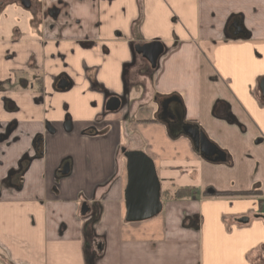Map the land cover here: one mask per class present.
Wrapping results in <instances>:
<instances>
[{
    "label": "crops",
    "instance_id": "1",
    "mask_svg": "<svg viewBox=\"0 0 264 264\" xmlns=\"http://www.w3.org/2000/svg\"><path fill=\"white\" fill-rule=\"evenodd\" d=\"M31 4L0 38V264H264V0ZM152 42L155 69L135 50ZM177 106L224 161L163 115ZM153 121L176 156L151 157L162 212L128 224L119 150H144L130 126Z\"/></svg>",
    "mask_w": 264,
    "mask_h": 264
},
{
    "label": "water",
    "instance_id": "2",
    "mask_svg": "<svg viewBox=\"0 0 264 264\" xmlns=\"http://www.w3.org/2000/svg\"><path fill=\"white\" fill-rule=\"evenodd\" d=\"M21 5L30 8L29 0H20ZM229 36L233 39L246 38V33L238 21H233L227 26ZM136 53L145 59L151 69H155L158 59L162 56L164 48L158 42H152L135 48ZM71 84L66 78H60L57 89L65 91ZM260 92L264 99V80L260 82ZM120 107L118 98H111L106 102V111L115 112ZM192 141L194 149L207 162L215 163L224 161V155L213 145L197 127L191 125L176 126ZM126 159V183L123 191L125 216L124 222L128 224L141 223L157 217L163 208L161 200V184L157 176L153 160L140 151L125 153ZM69 165H65L62 175L68 173ZM88 206L81 207V215L85 216ZM258 218L259 216H255ZM249 218L243 217L237 220L239 224H247Z\"/></svg>",
    "mask_w": 264,
    "mask_h": 264
},
{
    "label": "rangeland",
    "instance_id": "3",
    "mask_svg": "<svg viewBox=\"0 0 264 264\" xmlns=\"http://www.w3.org/2000/svg\"><path fill=\"white\" fill-rule=\"evenodd\" d=\"M6 1H9L7 4V7L5 8L4 11L0 13V15L2 14L0 21L2 19L3 14L7 15V18L3 17V21H2L3 25L1 24L0 26V28L2 29V33H0V38L7 37V35L3 33L5 30H9V28L20 26L22 17L27 12V10L22 9L18 5L16 0H6ZM130 128H131V131H135V132L137 131L136 133L142 139L143 144H144L143 149L145 153L148 155V157L151 158L153 156H157V154L162 157L176 156V153L173 152V149L167 150V147H165L166 139H167V132L163 130L160 125H157L155 121L153 122H133ZM155 166L157 168L158 164L156 163ZM148 221H144V222H148Z\"/></svg>",
    "mask_w": 264,
    "mask_h": 264
},
{
    "label": "flooded vegetation",
    "instance_id": "4",
    "mask_svg": "<svg viewBox=\"0 0 264 264\" xmlns=\"http://www.w3.org/2000/svg\"><path fill=\"white\" fill-rule=\"evenodd\" d=\"M4 1V0H3ZM18 3H19V5L22 7V8H24L22 5H21V2H20V0H16ZM30 1V8L32 7V4H31V0H29ZM3 2L2 1H0V4H2ZM30 8H28V9H30ZM24 9H26V8H24ZM0 11H1V7H0ZM1 13V12H0ZM2 15V14H1ZM0 15V16H1ZM66 78L67 80H68V78L67 77H65L64 75H61V76H59L58 78H57V80H56V83H55V88H56V90L57 91H59V92H66V91H68L70 88H71V86H72V84L70 83V81H69V83L71 84V86H70V88L69 89H67V90H65V91H60L59 89H57V84H58V82H59V80H60V78ZM119 101H120V99H119ZM120 108H121V102H120V107H119V109L117 110V111H119L120 110ZM117 111H115V112H117ZM105 112H107V113H110V112H108V111H106V104H105ZM168 112V111H167ZM172 113V112H171ZM169 113V114H167L166 113V107L165 108H163V115L164 116H168L169 115V117L173 120V122H174V124H175V126H179L180 125V123H181V115H180V111H179V108H178V106L176 107V109H174V113ZM167 114V115H166ZM132 151H140V152H142V153H144L145 155H147L146 153H145V151L144 150H130L129 148H127V147H125V146H121L120 147V150H119V154H120V158L123 160V172H124V174H125V177H126V170H125V166H126V159H125V153L126 152H132ZM148 156V155H147ZM66 164H64L62 167H61V170H60V174H61V171H62V169H63V167L65 166ZM68 165V164H67ZM62 175V174H61Z\"/></svg>",
    "mask_w": 264,
    "mask_h": 264
},
{
    "label": "trees",
    "instance_id": "5",
    "mask_svg": "<svg viewBox=\"0 0 264 264\" xmlns=\"http://www.w3.org/2000/svg\"><path fill=\"white\" fill-rule=\"evenodd\" d=\"M185 190H178L173 196H171L173 199H181L184 194ZM220 193H214V196H218ZM223 195V194H222Z\"/></svg>",
    "mask_w": 264,
    "mask_h": 264
}]
</instances>
